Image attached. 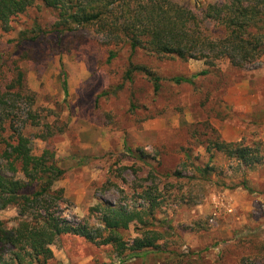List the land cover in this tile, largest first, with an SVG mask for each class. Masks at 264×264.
Returning <instances> with one entry per match:
<instances>
[{"label": "rangeland", "instance_id": "obj_1", "mask_svg": "<svg viewBox=\"0 0 264 264\" xmlns=\"http://www.w3.org/2000/svg\"><path fill=\"white\" fill-rule=\"evenodd\" d=\"M175 1L197 8L217 0ZM56 21L57 12L38 3L8 25L0 23V90L22 74L27 97L15 105L14 130L32 140L34 155L54 152L66 170L56 184L67 199L61 214L98 225L91 209L99 204L136 208L144 205L139 193L152 186L168 198L157 213L167 221L159 249L119 257L112 246L64 235L52 247L57 263L240 264L243 257L264 258V167L244 175L216 152L209 180L197 172L209 163L206 146L216 137L208 125L227 142H264V61L243 71L222 61L209 77L176 85L170 79L208 67L139 52L134 64L165 79L155 94L146 75L126 79L129 48L94 28L59 33ZM110 51L118 55L109 62ZM221 183L240 186L229 190ZM17 216L10 207L0 220L14 227ZM136 226L124 232L126 239L138 236Z\"/></svg>", "mask_w": 264, "mask_h": 264}, {"label": "trees", "instance_id": "obj_2", "mask_svg": "<svg viewBox=\"0 0 264 264\" xmlns=\"http://www.w3.org/2000/svg\"><path fill=\"white\" fill-rule=\"evenodd\" d=\"M38 3L57 12L54 27L59 33L94 28L115 45L129 48L131 65L126 79L132 80L135 73L146 75L155 94L161 92L165 79L146 65L134 64L139 52L160 62L186 65L194 60L208 67L191 77L170 79L176 85L209 77L222 61L238 71L264 61V0H217L197 8L175 0H0V23L8 25ZM39 30L41 26L34 29ZM117 55L110 51L109 62ZM22 78L21 74L6 91L0 90V213L10 207L18 211L14 227L0 220V264H58L52 247L64 235L112 246L119 257L130 251L139 258L159 249L167 238L163 229L167 221L158 219L157 213L168 198L156 186L139 193L144 205L136 208L109 203L93 207L98 225L73 223L63 217L60 208L67 199L64 189H57L56 184L66 176V170L58 166L54 152L34 155L32 140L23 129L14 130L15 105L27 97ZM63 78L67 92L65 73ZM208 129L216 136L206 146L210 160L205 168H197L205 180L215 171L212 160L216 152L225 155L244 175L264 167L263 141L252 145L227 142L210 125ZM41 139L47 140L45 136ZM176 176L181 177V172ZM221 186L233 190L240 185ZM132 224L137 225L138 236L126 239L124 232ZM240 264H264V258L247 256Z\"/></svg>", "mask_w": 264, "mask_h": 264}]
</instances>
